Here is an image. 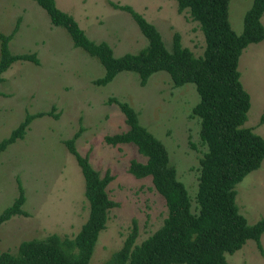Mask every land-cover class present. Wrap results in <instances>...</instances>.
Here are the masks:
<instances>
[{
	"label": "rangeland",
	"instance_id": "rangeland-1",
	"mask_svg": "<svg viewBox=\"0 0 264 264\" xmlns=\"http://www.w3.org/2000/svg\"><path fill=\"white\" fill-rule=\"evenodd\" d=\"M251 0H229L228 19L239 32L242 14ZM116 4H129L159 31L167 48L177 32L182 45L194 55L202 52L204 40L196 20L188 11H178L175 0H55L71 14L85 34L104 40L114 54L134 52L146 44L130 13ZM260 20L264 26V13ZM0 33H11V52H35L38 62L14 60L1 72L0 138L6 136L25 112L52 110L28 123L22 137L0 151V210L17 195L20 182L26 215L12 214L0 223V250L14 252L18 242L55 232L73 237L87 215L83 177L63 139L79 130L74 145L86 154L90 164L112 178L108 196L117 205L107 212L99 230L89 264L102 262L122 244L131 220L137 225L138 243L162 222L166 206L151 186L148 176L135 177L127 171L130 158L144 156L131 142L108 144L105 133L123 130L124 114L109 96L125 100L138 120L164 145L169 163L175 168L189 195L196 189L198 157L204 148L198 138V117L191 112L197 101L193 83L174 85L165 71L158 70L140 84L128 70L117 72L103 85L92 79L103 72L99 61L71 42L67 31L49 21L35 0H0ZM237 69L249 94L243 125L264 137V39L248 43L238 56ZM194 145H192V144ZM238 211L248 223L264 216V156L260 165L248 171L234 185ZM261 250L252 238L225 259L232 264H264V231Z\"/></svg>",
	"mask_w": 264,
	"mask_h": 264
},
{
	"label": "trees",
	"instance_id": "trees-1",
	"mask_svg": "<svg viewBox=\"0 0 264 264\" xmlns=\"http://www.w3.org/2000/svg\"><path fill=\"white\" fill-rule=\"evenodd\" d=\"M35 2L45 10L52 24L67 31L74 46L94 56L102 65V74L92 79L94 84L107 83L121 70L134 72L138 82L144 84L151 73L162 70L174 85L193 83L197 93L191 112L198 117V138L204 148L198 157L192 198L176 177L166 148L139 122L134 108L115 96L107 98L123 112L126 127L105 133L104 141L112 145L125 142L135 145L144 159L130 158L127 171L135 177H149L151 186L164 200L166 214L160 225L138 243L134 242L137 225L132 219L122 244L102 264H232L225 259V253L239 248L247 238H252L261 250L259 237L264 231V216L252 223L246 221L237 209L234 185L248 171L257 168L264 156V137L243 125L249 94L242 86L237 69L241 50L250 42L264 39L260 20L264 0L250 1L242 14L239 32L229 23V0H175L177 10L186 9L202 32L204 45L198 55L181 44L177 32L172 34L167 48L156 27L129 4L110 2L130 13L146 44L134 52L116 55L106 41L90 39L71 14L56 6L55 0ZM10 36L11 33H0V81L1 72L12 61L38 62L35 52H11ZM44 113L57 116L51 109L25 112L7 135L0 138V151L23 136L33 117ZM263 120L264 111L259 122ZM78 132L62 142L83 177L86 218L73 237L51 232L20 240L14 252L0 250V264H89L97 234L104 227L108 210L117 201L106 191L112 174L108 170L99 174L87 155L77 151L74 139ZM17 189L12 202L0 210V223L12 214H27L21 207L24 196L19 181Z\"/></svg>",
	"mask_w": 264,
	"mask_h": 264
}]
</instances>
